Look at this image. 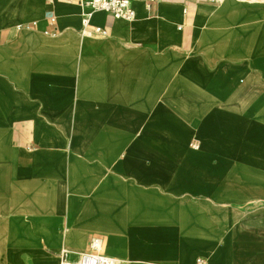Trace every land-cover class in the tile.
Instances as JSON below:
<instances>
[{
	"label": "crops",
	"instance_id": "obj_1",
	"mask_svg": "<svg viewBox=\"0 0 264 264\" xmlns=\"http://www.w3.org/2000/svg\"><path fill=\"white\" fill-rule=\"evenodd\" d=\"M130 2L0 0V264H264V0Z\"/></svg>",
	"mask_w": 264,
	"mask_h": 264
},
{
	"label": "built area",
	"instance_id": "obj_2",
	"mask_svg": "<svg viewBox=\"0 0 264 264\" xmlns=\"http://www.w3.org/2000/svg\"><path fill=\"white\" fill-rule=\"evenodd\" d=\"M82 6L91 8L90 14L83 20L84 30L88 26L89 16L94 12H107L115 18L131 21L135 18V10L130 0H80ZM97 34H104L103 29H96ZM62 264H126L123 260L106 254L104 244L100 238H94L89 243L88 249L81 253L75 262L64 261ZM197 264H205L202 259Z\"/></svg>",
	"mask_w": 264,
	"mask_h": 264
},
{
	"label": "bare ground",
	"instance_id": "obj_3",
	"mask_svg": "<svg viewBox=\"0 0 264 264\" xmlns=\"http://www.w3.org/2000/svg\"><path fill=\"white\" fill-rule=\"evenodd\" d=\"M135 15H136V13H135ZM141 95H142V91L138 87H131L130 88L129 96H130V99L132 101L131 102V106H133V105L136 104L135 101L138 100ZM131 111H134L135 112L134 115L136 117L137 111H135L133 109H131ZM209 121L212 122V121H215V120L212 119V120H209ZM161 122H162V129H163V133H164V136L163 137L165 138L166 141H170L171 140V136H170V130H169V128H170L171 120L168 119V118H163L161 120ZM141 126H142V124H137L136 123L135 125H132L131 128L137 129V128L141 127ZM210 128L211 129L208 131V134H206L207 136L210 135L211 132H213L214 130H216L217 129V126L215 127V125H211ZM238 134L241 136V142L243 144H245V143H251V144L254 145L255 148H257V147L264 148V126L259 125V124L255 123V122H250V121L244 119V120H242L241 129L239 130V133ZM227 153L231 157H237V155L234 152H227ZM242 157H245V153L242 154ZM261 157L264 158V154H262ZM251 169L254 170L255 173H257L259 175H264V168L259 167V168H251ZM45 198H48V197L45 196L44 199ZM49 199H50V202H51V206H54L56 212L59 211V205H55L54 204V199L53 198H50L49 197ZM83 249L84 248H82L81 251ZM104 249L106 251V254H108V255H110L112 257L113 256H116V254H118V255L123 254L121 249L120 250H117V249L108 248V247H106V245H105V248ZM80 252H77L76 253V256Z\"/></svg>",
	"mask_w": 264,
	"mask_h": 264
}]
</instances>
